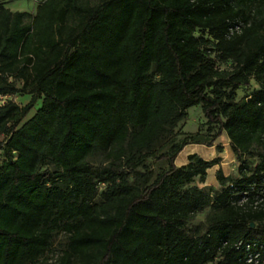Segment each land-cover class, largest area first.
<instances>
[{
    "label": "trees",
    "instance_id": "obj_1",
    "mask_svg": "<svg viewBox=\"0 0 264 264\" xmlns=\"http://www.w3.org/2000/svg\"><path fill=\"white\" fill-rule=\"evenodd\" d=\"M17 94L0 104V264H264V0H0V98ZM222 135L236 175L199 188L219 158H176Z\"/></svg>",
    "mask_w": 264,
    "mask_h": 264
},
{
    "label": "rangeland",
    "instance_id": "obj_2",
    "mask_svg": "<svg viewBox=\"0 0 264 264\" xmlns=\"http://www.w3.org/2000/svg\"><path fill=\"white\" fill-rule=\"evenodd\" d=\"M6 2L7 8H9L11 11H19V12H26L29 14H34L35 9L37 5L41 2V0H4ZM16 87H21V82H16ZM253 88H256V85H252L249 89H241L237 92V99L240 100L244 98L246 95H248ZM31 96L30 95H12L7 96L5 98L0 99V104L4 103L6 100H11L12 102L16 103L18 106L23 107L30 101ZM40 101H37V103L34 106V109L28 114L27 119L30 118L35 110L39 107ZM205 123V119L202 116L200 107H194L187 111V118L184 122L180 123L176 130L178 131V139L182 140L184 136L193 135L196 132L200 130V128L203 127ZM203 132V131H200ZM3 140V137H0V142ZM216 145L221 146L223 152L218 153L214 146L213 148L206 147V146H195V145H187L183 148L182 152L177 157L175 164L177 166H182L186 162V158L188 154H191L194 152L198 153L200 157L204 160H208L211 158H219V165L214 166L211 169L208 170L206 180L203 184L198 183L195 181V185L199 188H212L217 189L219 187L218 182L215 178V172L218 168L221 169L223 175L225 177L227 176H235L236 175V167L237 164L234 160V155L231 152V150L228 147V139L225 137V135H222L220 138L217 139L215 142ZM4 160V155L0 151V163ZM94 165H99L103 162L102 156H94L90 160ZM161 168H164V165L162 164L160 166ZM208 210H205L203 213L199 214L196 219L194 220V224H201L204 221L205 215L207 214ZM66 241V236L64 234H58L55 236L53 240V246H52V254L50 257L52 259H55L56 256L60 254V251L62 249L63 244Z\"/></svg>",
    "mask_w": 264,
    "mask_h": 264
},
{
    "label": "crops",
    "instance_id": "obj_3",
    "mask_svg": "<svg viewBox=\"0 0 264 264\" xmlns=\"http://www.w3.org/2000/svg\"><path fill=\"white\" fill-rule=\"evenodd\" d=\"M195 146H201V145H195ZM210 148H213V147H210ZM223 152V151H222ZM191 154H193V153H191ZM191 154H188L187 155V157L189 156V155H191ZM194 154H196V155H198V153H196V152H194ZM179 156V155H178ZM199 156V155H198ZM200 157V156H199ZM202 158V157H201ZM215 158H217V157H215ZM177 159V158H176ZM211 159H214V157L213 158H211ZM211 159H208V160H211ZM187 163V158H186V162L183 164V165H185ZM182 165V166H183ZM207 173H208V171H207Z\"/></svg>",
    "mask_w": 264,
    "mask_h": 264
},
{
    "label": "built area",
    "instance_id": "obj_4",
    "mask_svg": "<svg viewBox=\"0 0 264 264\" xmlns=\"http://www.w3.org/2000/svg\"><path fill=\"white\" fill-rule=\"evenodd\" d=\"M0 99H1V98H0ZM246 264H252L251 259H248L247 262H246Z\"/></svg>",
    "mask_w": 264,
    "mask_h": 264
}]
</instances>
